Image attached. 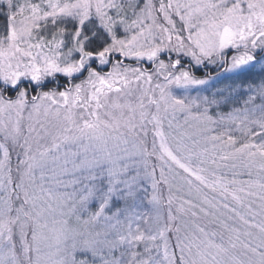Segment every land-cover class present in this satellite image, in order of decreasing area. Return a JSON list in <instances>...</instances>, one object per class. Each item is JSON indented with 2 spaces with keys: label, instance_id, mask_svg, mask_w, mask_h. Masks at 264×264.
<instances>
[{
  "label": "snow or ice",
  "instance_id": "6c2138e0",
  "mask_svg": "<svg viewBox=\"0 0 264 264\" xmlns=\"http://www.w3.org/2000/svg\"><path fill=\"white\" fill-rule=\"evenodd\" d=\"M0 264H264V0H0Z\"/></svg>",
  "mask_w": 264,
  "mask_h": 264
}]
</instances>
